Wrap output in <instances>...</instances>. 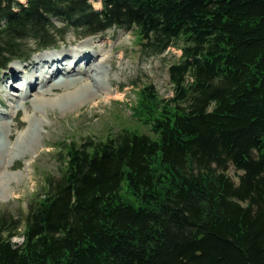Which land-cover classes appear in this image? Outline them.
Listing matches in <instances>:
<instances>
[{
    "label": "trees",
    "instance_id": "trees-1",
    "mask_svg": "<svg viewBox=\"0 0 264 264\" xmlns=\"http://www.w3.org/2000/svg\"><path fill=\"white\" fill-rule=\"evenodd\" d=\"M52 17L180 46L175 95L139 92L156 136L69 144L24 222L0 214V264H264V0H0V71L22 39L55 43ZM123 181L144 205L120 200Z\"/></svg>",
    "mask_w": 264,
    "mask_h": 264
},
{
    "label": "rangeland",
    "instance_id": "rangeland-1",
    "mask_svg": "<svg viewBox=\"0 0 264 264\" xmlns=\"http://www.w3.org/2000/svg\"><path fill=\"white\" fill-rule=\"evenodd\" d=\"M94 6L99 8L101 4L94 1ZM55 22L61 24L60 20L56 19ZM135 36V32L128 28H112L99 37L92 36L95 39L111 37V41L106 48L104 47L107 41H102L99 45L102 49L97 48L96 53L92 51L96 57L99 56L95 59L96 63L94 60L87 63L79 57V61H85L88 68L78 71L74 70V66L71 69V61L66 62L68 58H72V53L65 57L62 54L77 47L75 42L72 44V40L77 39L75 32L69 31L58 47L60 50H47L49 52H42L30 58V61L40 60L32 65L31 71L24 68L28 70V76L23 83V87L30 90L27 93L16 86L10 89V85L19 83L18 78H22V74L18 73L16 79L8 82L7 86L1 76L0 214L13 215L17 219L25 217L37 193L48 187L46 177L49 174L54 177L59 175L63 155L61 141L75 138L81 142L89 136L98 139L106 135L108 125L115 127L119 122L127 123L128 103L134 102L137 87L154 83L163 96L173 94L169 65L179 59L181 52L174 48L168 49L164 54L145 52L136 42ZM92 41L82 39L81 45L84 44V48L89 49L94 47ZM23 43L21 47L25 50L35 47L30 38ZM107 49L110 53L112 51V56L109 54L101 58ZM120 52H124V55L120 56L121 59L125 56L121 65L117 58ZM60 56H63L65 61L59 62L57 58ZM107 59L111 62L103 61ZM43 62L46 65L43 66ZM64 62L66 64L63 65ZM18 63L17 60L9 66L17 67ZM59 64H62V68L57 72L59 71L61 77L51 80V70L55 66L59 67ZM100 64L105 68V72L108 71L101 80L96 73L89 71L91 67H97L99 73ZM80 66L82 64L75 65V69ZM8 74L16 73L12 70ZM23 75H27L26 72ZM93 78L97 79L98 87L93 85ZM34 80L32 84L31 81ZM238 173L240 172L235 166L231 165L228 174L236 182ZM119 194L128 204L136 207L145 204L127 188L126 181H123ZM20 241L24 242L21 235L12 238L13 243Z\"/></svg>",
    "mask_w": 264,
    "mask_h": 264
},
{
    "label": "bare ground",
    "instance_id": "bare-ground-1",
    "mask_svg": "<svg viewBox=\"0 0 264 264\" xmlns=\"http://www.w3.org/2000/svg\"><path fill=\"white\" fill-rule=\"evenodd\" d=\"M93 46V45H92ZM85 47V45L83 44V45H81V47H80V49H81V51H79L76 55H78L79 57H81V59H83V60H85V61H87V63H89L92 59L89 57V55L90 56H92L91 54H90V52H88V49H85L84 48ZM74 55V54H73ZM75 55V56H76ZM58 59V58H57ZM98 59V58H97ZM123 59V58H122ZM54 61V60H53ZM40 63V62H39ZM45 63V62H44ZM52 65H54V63L52 62ZM57 70H59V67L58 66H55L54 68H53V70H51V80H56L58 77H61V75L59 74V71L57 72ZM75 70V69H74ZM97 70H99L97 67H91V70H89L90 71V73H98L97 72ZM28 71V70H27ZM35 71V70H34ZM88 71V70H87ZM30 72V71H29ZM33 73V72H32ZM49 73V72H48ZM5 77L7 78L8 77V74H6L5 75ZM90 77H91V75H90ZM93 80L94 81H92L93 82V85L94 86H96V87H98V85L99 84H97L96 83V81H97V79L95 78H93ZM33 84V83H32ZM54 84V83H53ZM28 86H30V83H29V85ZM54 87H56V85L54 86ZM73 96V95H72ZM73 97H75V96H73ZM72 99V98H71ZM67 101V100H66ZM11 176V175H10Z\"/></svg>",
    "mask_w": 264,
    "mask_h": 264
}]
</instances>
